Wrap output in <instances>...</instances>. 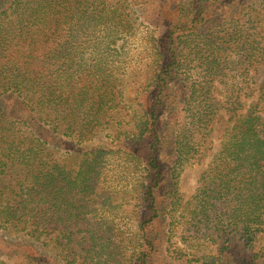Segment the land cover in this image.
I'll use <instances>...</instances> for the list:
<instances>
[{"label":"trees","instance_id":"1","mask_svg":"<svg viewBox=\"0 0 264 264\" xmlns=\"http://www.w3.org/2000/svg\"><path fill=\"white\" fill-rule=\"evenodd\" d=\"M263 71L264 0H0V264H264Z\"/></svg>","mask_w":264,"mask_h":264},{"label":"rangeland","instance_id":"2","mask_svg":"<svg viewBox=\"0 0 264 264\" xmlns=\"http://www.w3.org/2000/svg\"><path fill=\"white\" fill-rule=\"evenodd\" d=\"M137 23L135 31L129 34L121 41L125 52L124 62L130 63L129 69H137L139 72L145 70L148 66L146 64L151 61L150 45L149 42L152 38V32L147 25L141 24L140 20L135 16ZM264 79V71L262 72L258 85ZM199 171L195 167H191L183 173V178L180 181V190L185 197H189L194 193L196 186V180L198 178Z\"/></svg>","mask_w":264,"mask_h":264}]
</instances>
